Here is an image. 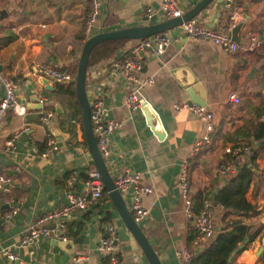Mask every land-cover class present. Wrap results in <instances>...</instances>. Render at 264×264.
Instances as JSON below:
<instances>
[{
  "label": "crops",
  "instance_id": "obj_1",
  "mask_svg": "<svg viewBox=\"0 0 264 264\" xmlns=\"http://www.w3.org/2000/svg\"><path fill=\"white\" fill-rule=\"evenodd\" d=\"M194 1L179 0V4L184 11ZM224 1L215 10L213 0L195 18L200 23L217 26L223 17ZM230 1L237 8V12L229 10L235 14V23L243 22L236 33L238 39L233 37L239 44L234 51L205 39L183 40L185 32L178 26L170 32L174 41H169L162 53L149 49L137 53L143 63V75L153 78L142 94L156 114L152 121L157 119L164 130L161 137L154 133L151 120L146 119L143 111L125 106L129 84L111 64L124 54L130 40L109 58L87 67L88 97L101 96L105 118L121 122L109 134L111 154L106 157L109 171L114 179L125 169L137 171L141 181L151 187V191L141 195L146 213L138 223L163 264H183L176 254L178 249L187 247L196 253L204 247L187 245L192 221L179 196L178 173L181 160L205 133L206 123L187 107L176 109L174 104L179 102L202 104L213 113L210 140L189 158L188 182L193 208L199 193L207 195L202 200L211 202L215 235L230 219L240 218L253 228L262 226V231L245 248L237 250L228 264H262L264 259V139L260 142L244 135L233 136L235 131H247L251 120L264 119V113L259 110L264 105V0ZM141 3L146 5L141 7ZM98 4L97 23L91 34L144 23L139 18L147 16L148 7L152 13L146 22L165 18L161 0H98ZM0 7L7 13L0 19V70L17 81L16 95L26 108L23 116L9 109L0 127V173L9 177L0 189V248L7 247L19 257L10 260L1 256L0 264H106V255L97 248V242L105 234L108 223L117 230L124 228V224L105 186L107 194L100 201L88 203L60 220L38 222L65 202L63 190L69 177L74 176L72 189L88 191L87 172L94 167L77 99L58 91L57 82L32 72L34 62L69 67L75 72L82 44L89 36L84 33L89 0H4ZM249 28L260 39L258 47L248 48L244 44ZM192 73L197 76L203 95L182 85L184 76ZM230 92H235L240 100L229 101ZM2 95L0 84V98ZM40 97L45 101L41 102ZM48 109L53 115L40 120ZM21 127L28 129L15 146L6 145L5 140ZM46 131L53 134L59 149L42 156ZM235 143L248 145V150L235 162V171L242 164L253 171L245 195L255 204V211L244 215L225 212L222 204L213 200L217 190L235 173L216 169L220 162L230 161L225 146ZM32 147L38 151H32ZM122 194L131 212L132 189ZM200 205L203 206L202 201ZM7 212L11 215L4 218ZM55 222L63 224L62 232L71 242L60 246L52 241L56 237H40L27 245H18L20 234L31 225ZM118 236H121L117 244L118 264H149L132 236L125 238L119 233ZM75 255L80 256L79 261L73 260Z\"/></svg>",
  "mask_w": 264,
  "mask_h": 264
},
{
  "label": "built area",
  "instance_id": "obj_2",
  "mask_svg": "<svg viewBox=\"0 0 264 264\" xmlns=\"http://www.w3.org/2000/svg\"><path fill=\"white\" fill-rule=\"evenodd\" d=\"M4 0H0L2 6ZM230 0L224 2V14L222 20L215 27L200 23L196 18L184 20L179 25L185 32L187 39H205L220 45L225 49L234 51L238 47V43L234 40L230 33V29L236 24L235 14L229 11L233 9L237 12L236 6L230 5ZM161 9L165 18L180 15L183 10L180 7L179 0H161ZM99 10L98 0H89V12L84 22V33L88 36L91 34L93 27L97 23V15ZM152 9H146L147 16H150ZM246 43L248 48H255L260 45V39L256 37L254 32L249 28L246 29ZM130 45L126 48L124 54L115 60L111 61L112 66L122 73L126 82L129 84L127 94L125 96L124 104L131 110L140 109L142 104L146 101L143 97V89L146 85L153 82L151 76H145L142 73L143 63L137 57V53L149 47H154L153 51L156 54L163 52L165 46L169 43V38L164 33H157L153 36L131 39ZM246 47V48H247ZM33 73L46 77L53 82L67 83L74 77V72L69 67L61 68L58 66L43 64L42 62L33 63ZM0 84L3 86V95L0 98V127L6 113L9 109L14 114L23 116L26 113V108L23 103L19 101L16 95L17 81L13 80L0 70ZM89 98V97H88ZM41 102L45 98L40 97ZM228 100L238 102L240 97L235 92H230ZM90 102V116L92 122V129L96 137L98 149L103 157L109 155V134L111 131L120 126L121 122L116 119L105 118L106 108L104 106L101 96L94 95ZM176 109L181 107L189 108L195 113L202 121L206 123L205 133L196 140L192 148L189 150L186 158L180 162L178 173L179 196L184 202L185 212L192 221V227L195 230V236L192 241V248L198 246L200 248L204 244L209 243L215 235L212 222L211 202L209 200L203 201V206L197 210H193V200L191 189L188 182V167L189 158L197 151L201 144L210 140V134L213 129L212 111L207 109L204 105L192 102H179L174 104ZM53 115V112L48 109L40 116V120H46ZM28 128L21 127L11 134L5 143L8 146H15L16 140L23 135ZM45 149L40 152L42 156H47L51 152L59 149V145L50 131H46L44 135ZM248 150V145L243 143H236L233 145H226L225 151L230 154V161L220 162L216 169L221 173L230 174L236 170L235 162L239 156ZM32 151H38L37 147H32ZM74 176L69 177L68 184L63 190L65 202L58 208L45 214L38 220L45 221L50 218H62L68 216L75 210H81L87 206L88 203H96L103 197L102 190L104 187L100 172L94 167H91L87 172L86 184L88 191L80 192L71 188ZM9 181V177L4 173H0V189L4 188V184ZM115 186L120 192H125L129 188L132 189L131 198V213L136 221H139L146 213V207L142 202L141 195L145 192L151 191V187L141 181V175L137 171L125 169L123 174L114 179ZM12 209L11 212H14ZM11 212L3 214L4 218H9ZM62 223L54 224H34L27 228L19 236L18 245L23 246L31 243L40 237H56L58 239L66 240V235L62 232ZM106 232L103 234L98 242L97 248L106 255V264H118L119 251H118V230L113 224L106 225ZM196 248V247H195ZM200 250V249H197ZM177 256L182 259V263L189 262L195 252L192 249L183 247L176 252ZM5 256L10 260H19V257L7 247L0 248V257ZM74 261H79L80 256L75 255L72 257ZM33 264V263H24ZM105 264V263H104Z\"/></svg>",
  "mask_w": 264,
  "mask_h": 264
},
{
  "label": "water",
  "instance_id": "obj_3",
  "mask_svg": "<svg viewBox=\"0 0 264 264\" xmlns=\"http://www.w3.org/2000/svg\"><path fill=\"white\" fill-rule=\"evenodd\" d=\"M212 1L213 0H196L188 9L184 10L180 15L177 16L157 19L154 22H146L148 21V16H142L139 19L144 21V23L119 27L114 29H108V30H100L96 33L89 35L82 44V48L75 68L74 77L72 80H70V82H72L74 85L76 98L81 109L83 133L85 136L86 144L89 153L91 155L93 164L95 168L100 172L101 179L103 181L104 186L107 189L110 200L113 203L114 207L116 208L120 216V219L124 224V228L118 230L119 231L118 233L123 236L125 235V238L132 236L139 245V247L141 248V250L143 251L145 258L149 264H163L162 258L158 255L157 251L152 246L151 242L149 241L144 230L139 225L138 221H136L133 218L132 213L130 212L126 204V200L122 192H120L118 188L115 186L114 178L109 171V166H108L109 163H107L106 157H103L101 155L97 146L96 137L92 129V122L90 116V102L86 90L88 59L93 47L105 40H110V39L131 40V39H139V38L153 36L157 33H164L168 36L169 41H174V36L170 32L174 28L178 27L182 21L197 17V15L203 9H205L207 6H210ZM223 1L224 0H215V3H213V8L216 10L217 4L222 3ZM227 1L228 0L224 2ZM145 5L146 4L141 3V7ZM208 11L209 9H207V12ZM6 16H7L6 9L4 7H0V19ZM217 16H218V12H217ZM242 25L243 22L240 21L230 29V33L232 37H235V39H238L236 33L239 31ZM186 39L187 37L184 33L183 40ZM147 49L153 51L154 47H149ZM139 54H142V52L140 51ZM120 74L121 77L124 78L122 73ZM182 85H184L186 89L191 88L192 90H196L201 95H203V90L201 89V85L197 80V76L194 75L193 73L191 76H184V82L182 83ZM187 91L189 92V90ZM200 99H203V97H200ZM137 110L143 111V113L146 116V119L151 120V123L153 125L152 130L158 137L164 135V130L162 129L158 120L156 119L155 121H152L153 117L156 118V114L149 102L145 101L142 104L141 108ZM1 220L2 218H0V221ZM119 238H121V236ZM75 239L74 241H77V238ZM52 241L59 244L60 246H64L68 242H71V240H63V239H52ZM241 247L242 244H239L238 247L231 252L230 256L228 257V260H230L231 256ZM261 249L262 247L259 248V251Z\"/></svg>",
  "mask_w": 264,
  "mask_h": 264
},
{
  "label": "trees",
  "instance_id": "obj_4",
  "mask_svg": "<svg viewBox=\"0 0 264 264\" xmlns=\"http://www.w3.org/2000/svg\"><path fill=\"white\" fill-rule=\"evenodd\" d=\"M126 40L127 39H110L98 43L90 52L88 65L97 60L109 58ZM57 89L58 91L72 94L76 98L72 82L68 83L66 86L63 85L62 82H57ZM259 107V110L264 113V105ZM242 135L262 142L264 139V119L251 120L247 131H235L233 136L237 137ZM254 155L255 152H253L252 157H254ZM252 175L253 171L250 167L246 164H242L227 182L217 190L213 200L221 203L226 210L225 212L237 211L239 214L244 215L250 211H255V204L247 200L245 195L252 179ZM106 194L107 192L105 188H103L102 195L104 196ZM206 197L205 195H202V193H199L197 199L194 201L193 209L196 211L199 210V206L201 207V201L203 202L202 199ZM262 228V226L253 228L244 223L240 218L230 219L225 223L222 229L216 233L213 240L204 244L203 249L201 248V250L193 254L189 262L186 264H228V257L231 252L237 248L239 244H242L241 248H245L254 237L262 231ZM194 236L195 230L192 227L189 229L187 236L188 246L192 245ZM262 264H264V259H262Z\"/></svg>",
  "mask_w": 264,
  "mask_h": 264
},
{
  "label": "rangeland",
  "instance_id": "obj_5",
  "mask_svg": "<svg viewBox=\"0 0 264 264\" xmlns=\"http://www.w3.org/2000/svg\"><path fill=\"white\" fill-rule=\"evenodd\" d=\"M80 107V106H79Z\"/></svg>",
  "mask_w": 264,
  "mask_h": 264
}]
</instances>
